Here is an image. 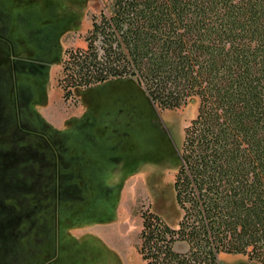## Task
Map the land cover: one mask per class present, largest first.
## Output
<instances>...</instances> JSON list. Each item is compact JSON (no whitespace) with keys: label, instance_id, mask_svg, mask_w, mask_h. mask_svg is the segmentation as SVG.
<instances>
[{"label":"rangeland","instance_id":"374dc122","mask_svg":"<svg viewBox=\"0 0 264 264\" xmlns=\"http://www.w3.org/2000/svg\"><path fill=\"white\" fill-rule=\"evenodd\" d=\"M111 3L0 0V264H143L141 213L181 219L173 183L199 101L161 110L134 79L67 100L58 86L64 51L87 48Z\"/></svg>","mask_w":264,"mask_h":264},{"label":"trees","instance_id":"16d2710c","mask_svg":"<svg viewBox=\"0 0 264 264\" xmlns=\"http://www.w3.org/2000/svg\"><path fill=\"white\" fill-rule=\"evenodd\" d=\"M111 1L87 48L64 51L65 99L134 79L161 110L199 101L173 185L181 219L141 213L142 263L264 264V0Z\"/></svg>","mask_w":264,"mask_h":264},{"label":"flooded vegetation","instance_id":"af4514ba","mask_svg":"<svg viewBox=\"0 0 264 264\" xmlns=\"http://www.w3.org/2000/svg\"><path fill=\"white\" fill-rule=\"evenodd\" d=\"M14 77H15V74H12V73H10V74H6V77H5V80H6V88H7V94L8 93H11L12 92V89H13V87H14V83H15V80H14ZM11 85V86H10ZM9 162H11V161H8L6 164L8 165V171H10V168L12 167V165H11V163H9ZM6 170V171H7ZM5 177H8V176H5ZM173 185H174V183H173ZM9 187V186H8ZM55 230V229H54ZM52 232H54V231H52ZM49 241V240H48ZM40 247H41V243H40Z\"/></svg>","mask_w":264,"mask_h":264},{"label":"crops","instance_id":"0c3cea01","mask_svg":"<svg viewBox=\"0 0 264 264\" xmlns=\"http://www.w3.org/2000/svg\"><path fill=\"white\" fill-rule=\"evenodd\" d=\"M187 248V245L186 244H183V249L182 250H185ZM234 261H233V264H250V260L244 258V257H240V256H232ZM221 261V259H220ZM222 264V262H221Z\"/></svg>","mask_w":264,"mask_h":264},{"label":"water","instance_id":"95a60500","mask_svg":"<svg viewBox=\"0 0 264 264\" xmlns=\"http://www.w3.org/2000/svg\"><path fill=\"white\" fill-rule=\"evenodd\" d=\"M118 80H124V79H118ZM128 80H131V79H128ZM114 81V80H113ZM108 82H110V81H108ZM107 83V82H106ZM105 84V83H104ZM103 85V84H102ZM96 87V86H95ZM93 88V87H92ZM90 89V88H89ZM87 90V89H86ZM152 103V102H151ZM153 104V103H152ZM154 105V104H153ZM183 140H184V138H183ZM181 144H183V141H182V143ZM181 147H182V145H181ZM181 153H182V148H181ZM147 169H149V167L147 168ZM151 169V168H150ZM173 189H174V187H173ZM60 224L58 223L57 224V228H59L58 229V232H59V235H60V226H59ZM56 227V226H55ZM223 264V263H222ZM250 264H258V263H256V262H251L250 261Z\"/></svg>","mask_w":264,"mask_h":264}]
</instances>
